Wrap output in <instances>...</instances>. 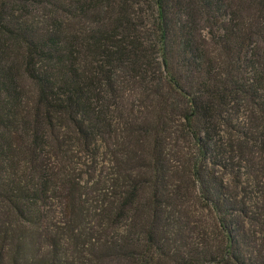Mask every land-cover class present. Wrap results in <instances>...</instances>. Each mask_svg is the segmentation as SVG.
<instances>
[{
	"label": "trees",
	"instance_id": "16d2710c",
	"mask_svg": "<svg viewBox=\"0 0 264 264\" xmlns=\"http://www.w3.org/2000/svg\"><path fill=\"white\" fill-rule=\"evenodd\" d=\"M0 264H264V0H0Z\"/></svg>",
	"mask_w": 264,
	"mask_h": 264
}]
</instances>
